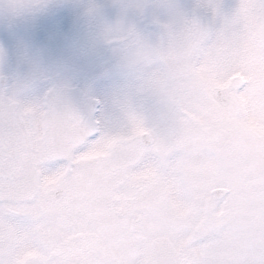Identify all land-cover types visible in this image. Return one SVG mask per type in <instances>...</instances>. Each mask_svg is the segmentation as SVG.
<instances>
[{"label":"snow or ice","instance_id":"1","mask_svg":"<svg viewBox=\"0 0 264 264\" xmlns=\"http://www.w3.org/2000/svg\"><path fill=\"white\" fill-rule=\"evenodd\" d=\"M237 8L249 78L182 85L151 121L0 77V264H264V0ZM178 147L217 158L172 168Z\"/></svg>","mask_w":264,"mask_h":264},{"label":"clouds","instance_id":"2","mask_svg":"<svg viewBox=\"0 0 264 264\" xmlns=\"http://www.w3.org/2000/svg\"><path fill=\"white\" fill-rule=\"evenodd\" d=\"M64 0H0V24L11 28L17 20L42 13ZM212 4L223 0H211ZM89 27L94 46L107 54L104 71L117 77L103 102L117 112L143 113L172 99L182 85L196 81L216 88L232 80L235 67L217 68L232 60L248 39L247 22L233 8L207 7V0H75ZM197 4L200 7H195ZM230 22L229 24H226ZM35 53L21 48L19 59L29 62ZM5 49L0 47V61ZM40 72L33 68L30 75ZM0 77H6L0 73ZM0 83H6L0 79ZM240 80H232L239 84ZM230 86V87H231ZM210 148H177L169 164L207 166L215 162Z\"/></svg>","mask_w":264,"mask_h":264},{"label":"flooded vegetation","instance_id":"3","mask_svg":"<svg viewBox=\"0 0 264 264\" xmlns=\"http://www.w3.org/2000/svg\"><path fill=\"white\" fill-rule=\"evenodd\" d=\"M74 0H64L62 3H54L50 5L42 13L35 16H30V32L32 40V46L29 50H33L38 53L51 54V66L53 65L55 75H63L67 80L64 85L53 83L52 85H47V79L40 78L39 83L36 85V96L42 95L47 88L56 85L62 89H67L71 94V99L74 103L79 101V105H83L86 101L84 100L86 95V88L89 84L91 77V69L89 68V63H78L73 69L69 67L66 71L63 65L60 68V62L62 60H70L76 57H83L86 59L90 56L92 50L91 40L92 36L90 34L89 27L80 17V12ZM26 19L17 20L16 23L9 29L4 26L6 33L11 34L13 32L21 34L23 29H26L25 23ZM0 30L2 27L0 25ZM54 35L52 36V33ZM57 35L58 37H56ZM49 41V42H46ZM51 42V43H50ZM14 51L6 46L9 61L6 64L4 75H7L10 80H20L25 77L27 73L28 64L21 62L19 59V52L21 48H27L25 42L20 40L19 42H14ZM28 49V48H27ZM13 54V56H11ZM50 59L47 58L46 62L50 65ZM42 67L46 65L44 58H41ZM87 61V60H86ZM45 68V67H43ZM21 70L22 75L18 76V71ZM43 74V73H42ZM234 75V73H233ZM245 73L241 72L240 81L247 79ZM42 76V75H41ZM245 77V78H244ZM263 85V84H262ZM261 85V86H262ZM231 84L228 81L223 83L219 89L230 88ZM264 86V85H263ZM22 93L25 97H28L27 86L22 89ZM40 93V94H39ZM34 95V96H35ZM82 100V101H81ZM91 101V99H89ZM120 115L118 113V121Z\"/></svg>","mask_w":264,"mask_h":264},{"label":"rangeland","instance_id":"4","mask_svg":"<svg viewBox=\"0 0 264 264\" xmlns=\"http://www.w3.org/2000/svg\"><path fill=\"white\" fill-rule=\"evenodd\" d=\"M75 2V0L73 1V3ZM186 2L190 3V0H186ZM224 3L226 4H230L232 3V0H223ZM27 20V22L25 23L26 25V29H23L21 31V34L19 33H14L13 30L11 32V34H9V32L6 33L4 25L0 24L2 27V30H0V47H3L5 49V57L2 61H0V73L5 72L6 69V64L9 61L8 59V55H10V53H7V49L6 46H8L12 51H14V42H19L20 40H23L25 42V44L27 45L26 47L28 49H30V47L32 46V38H31V32H30V17L25 18ZM52 36L54 35L53 32ZM56 37H58L57 35H55ZM91 46H92V50L90 52V56H88V58L86 57V59L83 57V55H81L80 57H76L73 60H62L60 62V68L64 66L65 70L67 71L69 67H73V69H75L74 67L78 64V63H82L85 61V63H89V68L91 69V77H90V81L89 84L86 88V95L84 100L86 101L85 103H83L84 106H86L89 103V99L91 97H96L98 100H106L107 97H109V95L112 92V89L115 85V81L117 79V77L115 75L109 76L108 74L105 73L104 68L105 65H107L109 63V57L107 56V54H105L102 51H99L93 44V40H91ZM33 53H35L34 57L32 58L31 61L29 62H25L28 64L27 67V73L25 75V77L21 78V81H28L25 85L27 86V94L29 95L26 98H32L35 94H36V85L37 83H39L40 78H44L47 79L49 81H47V85H52L54 82L57 84H62L64 85V83L66 82V78L61 75V76H57L55 75L53 65L51 66V54H44V51L42 53H38L33 50H31ZM13 56V54L11 55ZM41 58H44V61L46 62L47 58L50 59V65L47 64L43 66L45 68L42 67L41 63ZM234 60L237 61V63L240 65L239 67H236L234 70V75L232 77V80H239L242 76H241V72L243 71L246 75L245 77L248 79L249 75H248V71L251 69L252 65L254 64V60H253V48L250 42H245V44L242 46V48L235 54ZM87 60V61H86ZM33 68H38L40 73H43L42 76H40L38 79H29L30 77V73L32 72ZM24 72V71H23ZM21 70L18 71V76L22 75L23 73ZM244 77V78H245ZM232 80H229L230 84H232ZM262 84L264 85V82H262ZM61 85V86H62ZM222 84L218 85L216 87L219 88ZM262 85V86H263ZM63 87V86H62ZM61 88V87H60ZM40 94V93H39ZM36 96V95H35ZM73 101V100H72ZM82 101V100H81ZM79 101H76L75 104L79 105L80 103H78ZM144 116L146 117L147 120L151 121L155 115V110L147 107L144 109L143 111ZM111 119L113 121H118V112H113L111 114Z\"/></svg>","mask_w":264,"mask_h":264},{"label":"water","instance_id":"5","mask_svg":"<svg viewBox=\"0 0 264 264\" xmlns=\"http://www.w3.org/2000/svg\"><path fill=\"white\" fill-rule=\"evenodd\" d=\"M7 78L9 79V77H7ZM226 89H227V88L219 90L220 94L223 95V93H224V91H225Z\"/></svg>","mask_w":264,"mask_h":264}]
</instances>
